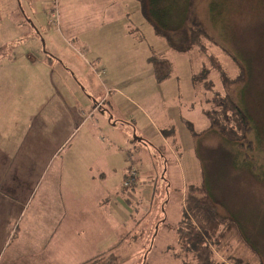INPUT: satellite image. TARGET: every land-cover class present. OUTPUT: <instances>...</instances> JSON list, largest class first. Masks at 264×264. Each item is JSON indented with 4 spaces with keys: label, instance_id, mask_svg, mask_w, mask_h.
Returning <instances> with one entry per match:
<instances>
[{
    "label": "rangeland",
    "instance_id": "rangeland-1",
    "mask_svg": "<svg viewBox=\"0 0 264 264\" xmlns=\"http://www.w3.org/2000/svg\"><path fill=\"white\" fill-rule=\"evenodd\" d=\"M21 1L28 0H0V264H101L87 261L115 252L121 256L118 264H196L194 254L182 250L178 233L187 192L194 189L191 185H202L204 172L216 212L235 215L242 225L221 227L224 237L211 246L214 263L264 264V176L258 178L264 169V0L201 3L218 43L216 59L229 77L242 73L244 78L243 104L259 145L256 172L247 163L239 168L241 157L233 147L224 151L204 109L216 90L238 85L222 82L219 71L208 77L215 79L212 91L193 84L201 64L217 67L211 65V53L202 47L191 54L171 49L137 0H29L36 13L28 17L23 8L26 17L46 27L43 36L56 56L49 64L43 59H48L43 40L27 39L30 23ZM209 4L222 7L221 23L209 13ZM224 48L242 61L244 70ZM154 53L165 54L172 63L165 81L155 77ZM124 121L164 155L144 147L161 169L154 193L145 162L139 175L133 156L127 174L134 170L137 177H131L133 182L128 178L127 186L121 171L106 179L90 176L104 160L108 170L128 166L127 147L136 161L142 157L133 149L137 133L127 144L112 127ZM74 157L84 162L86 176L69 178L63 172ZM105 181L108 185L102 187ZM110 189L136 202L138 227L124 229L113 200L101 204L99 192ZM129 231L132 235L126 237Z\"/></svg>",
    "mask_w": 264,
    "mask_h": 264
},
{
    "label": "trees",
    "instance_id": "trees-1",
    "mask_svg": "<svg viewBox=\"0 0 264 264\" xmlns=\"http://www.w3.org/2000/svg\"><path fill=\"white\" fill-rule=\"evenodd\" d=\"M137 1L141 5L146 20L152 25L156 34L167 41L171 49L180 53L191 54L195 50L197 51L196 48L200 49V47H202L205 52L212 54L211 65L217 67H207L208 61L204 63L202 62L203 66L201 64L200 69H195L196 73L193 74L192 81L194 86H202L204 92L212 91V88L215 85L213 82L215 79H208V77H211L213 74L212 71H215L217 74V71H219V76L221 77L222 82H225L226 84L234 82L238 85L237 88H234V86L231 90L225 92L216 90V93H213L214 96L211 94L212 98L209 96L210 99L208 101L206 99V106L204 109L211 121V131L215 133L217 132L222 137L224 151L228 150V146L233 147L241 157L239 160V168L242 169L244 163L245 165L247 163L248 166H250V170L256 172L259 167L257 166L258 160L255 159V156L256 154L260 155L258 150L259 145L257 139L254 138L255 126L252 116L243 104V99H245L243 93L246 94L244 92L245 90L243 93L241 91V88L245 85V83H243L244 78L242 73L236 79L229 77L226 71H224L220 59H216L217 56L216 53H214L213 48L216 47L218 43L215 40L216 36L214 35L215 33L212 31L211 26L209 27L207 25L208 22H205L206 19L204 18L203 8L201 7L202 0ZM193 1H195L194 4ZM208 10L211 16H215V19L220 20L221 23L224 18V13L221 14L222 7H219V4L217 6L209 4ZM27 16L30 17L28 14ZM34 21L33 23L40 28L41 25L39 26L36 23L37 20ZM219 24L217 23L213 25L217 28ZM9 45L10 44H7L6 48L3 47V51H5ZM224 50H226V53L232 58V60L239 65L238 67L244 70V64L242 61L231 51L229 52L225 48ZM4 56H7V54ZM47 58L48 59H43L48 60L49 62L50 59H54L50 55H47ZM150 61L153 66L155 77L158 81H165L171 76L173 66L165 54L154 53L151 56ZM191 62L194 66V58H192ZM207 79L210 82H208ZM212 79L214 80L212 81ZM201 80H204V85L200 83ZM210 103L212 106H209ZM125 126H127L129 130H131V128L136 129L134 125L129 123H125ZM132 132H134V130H132ZM141 144L142 143H140V145ZM131 166H129L128 169H130ZM262 167H264V163ZM260 173L263 174H261V177L257 175L259 179L264 176V169ZM128 178V174H126L124 183ZM191 186H193L194 189L191 188L187 192L185 218L178 233L182 243V250L188 253H193L197 260L196 264H215L213 259L215 253L212 252L211 246L220 242L224 237L221 227H226L227 223L229 226L233 223H237L238 226L239 223L237 222L235 215L224 217L216 212L214 209L215 198L208 186L205 172L202 185L198 186L194 184ZM133 189L135 190L136 188ZM239 226H242L241 223ZM238 231L240 234L242 233L241 229ZM245 241L250 244L247 239ZM119 259V254L111 253L109 257L102 255L101 259L96 258L93 261L100 262L101 264H118Z\"/></svg>",
    "mask_w": 264,
    "mask_h": 264
},
{
    "label": "crops",
    "instance_id": "crops-1",
    "mask_svg": "<svg viewBox=\"0 0 264 264\" xmlns=\"http://www.w3.org/2000/svg\"><path fill=\"white\" fill-rule=\"evenodd\" d=\"M20 1V0H19ZM31 1V0H30ZM96 0H91V3H93V2H95ZM104 1H106L107 2V0H104ZM28 2H29V0L27 1V4L25 3L24 5H22L24 2H21V6H22V8H26V11L28 12V13H30V17L32 16V14L33 13H36V11H34L33 10V8L31 9V4L29 3L28 4ZM32 2V1H31ZM50 2H52V1H50ZM49 2V3H50ZM66 2V1H65ZM35 3H36V1H35ZM46 4V3H45ZM109 7H110V5H108ZM21 10V9H20ZM26 11L24 10V13H26ZM22 12V11H21ZM9 18V17H8ZM32 18V17H31ZM14 26H17V27H19L20 28V26L17 24H15V23H12ZM29 28H30V35H28V38L27 39H29V40H35V39H40L41 37H40V35H42L43 36V33H42V31H44V29H46V27L45 26H43V25H41L40 26V28H38L37 27V29L39 30V33H40V35L38 36V35H36L35 33L36 32H34V30L32 29V27L31 26H29ZM21 29V28H20ZM20 34H22V31L20 32ZM20 36L21 35H19V37H17L18 39L20 38ZM37 36V37H36ZM44 37V36H43ZM18 39H16V40H12V41H10V43L12 44V43H14V42H17L18 43V41H24L26 38L25 37H23L22 39H20V40H18ZM44 39H45V37H44ZM41 41V40H40ZM46 41V40H45ZM47 43V45H48V52L51 54V55H53L54 56V58L56 57L52 52H51V50H50V44L48 43V42H46ZM7 45V44H6ZM22 44H20V46H21ZM38 59H36V61H37ZM36 61H32V64H34V65H36V63H33V62H36ZM45 62H47V63H49V64H52V62L50 61H48V60H44ZM55 61H57V62H59V64L60 65H62L63 66V64L60 62V61H62V60H59V58H56L55 59ZM63 63H64V61H62ZM42 65H45V64H43V63H41ZM65 65V64H64ZM68 65V64H67ZM68 68H70V66L68 65L67 66ZM91 102L92 101H90L89 100V104H91ZM88 107H86V108H89V107H92V106H90V105H87ZM94 107V106H93ZM114 111V110H113ZM116 113V112H115ZM116 116H117V114H116ZM119 118V117H118ZM119 120L120 121H123V119H120L119 118ZM125 122V121H124ZM137 123H138V121H136ZM126 123V122H125ZM120 124V126H117V124H115V125H113L112 127L113 128H118L119 130H120V132L122 133V135H123V139L127 142V144L129 143V137H131L130 135H133V133H137V134H141L140 136H142L145 140H146V142L147 143H143V145H142V149L141 150H138L137 149V146H140V144L139 143H134L136 146L135 147H133V149L135 150V151H138V152H140L141 154H142V157L140 158V160L139 161H136L135 160V157H134V155L132 154L133 152H132V150H130L128 147H127V152H126V155L128 156V159L130 160V162H129V164H128V166H125L124 164H122V167L121 168H118L117 166H115L112 170H108L109 169V167H108V160H104V161H102V162H100V164H99V167L97 168V170H94V171H92V172H89V173H91V175L90 176H94V178H96L98 175L102 178V179H106V178H108L109 176H111V172H113V171H115V172H117V171H121L122 173H124L125 174V177H126V174L128 173V168H129V166H131V164H132V156H133V159H134V162H136L137 163V167H138V170H139V175H140V172L141 171H143V169H144V162H145V165H146V168L150 171V173H151V175H152V178H153V193L156 191L155 189L157 188V185H156V178H157V175H158V173L160 172V165H158L153 159H152V157L150 156V152H148L147 151V149H145L144 147L146 146V145H150V146H152V148L155 150V152H159V153H161V155L162 156H164L163 155V153L161 152V150H160V148L159 147H157L149 138H147L142 132H141V130L140 129H138V128H136V130H134V132H132V130H129V128L127 127V126H125L124 124H122V123H119ZM132 143H133V141H132ZM138 148H140V147H138ZM148 155L151 157H148ZM77 158L76 157H74V158H72L71 159V161L72 162H70L69 163V165H68V163L66 164V168H67V170L68 171H63V172H65V174L69 177V178H79L80 176H86V174H84L85 173V165H84V162H81L80 160H76ZM152 161V162H151ZM95 164H96V162H95ZM71 167V168H70ZM88 167V166H87ZM65 168H64V161L62 162V170H64ZM127 170V171H126ZM81 174H84V175H81ZM108 185V183H107V181H105V185H102V187H106ZM100 194H102L103 195V197H102V199L100 200L101 201V204H103V202H105L104 200H107V202L108 201H111V200H113L114 202V204L116 205V207L117 208H119V212L121 213L119 216V218H120V222H122V223H124V225H123V227H124V229L125 230H127V228H128V226L130 225V224H132V227H138V226H136V225H138V223L135 221V218H137V214L135 213L136 212V208H135V206H136V202L134 203V202H131L130 200L132 199V198H130V197H128L126 194H120L119 193V190H112V189H110V191L108 190V191H104L103 190V192H99ZM104 196H105V198H104ZM104 198V199H103ZM103 200V201H102ZM113 210L115 211V212H117L118 213V211H117V209H114L113 208ZM163 213V212H162ZM150 218H151V215H150ZM152 219L155 221V216L154 217H152ZM131 227V228H132ZM131 228H130V230H131ZM125 235H126V237H130L131 235H132V232H125ZM125 237V238H126ZM126 240H127V238H126ZM123 242H125L124 241V239H123ZM122 245V241L119 243V246H121ZM117 253V252H116ZM118 254V253H117ZM103 255V254H102ZM99 257V256H98ZM98 257H96V258H98ZM119 257H120V259H121V256L119 255ZM96 258H93V259H90V260H88L87 262L88 263H91L93 260H95Z\"/></svg>",
    "mask_w": 264,
    "mask_h": 264
},
{
    "label": "water",
    "instance_id": "water-1",
    "mask_svg": "<svg viewBox=\"0 0 264 264\" xmlns=\"http://www.w3.org/2000/svg\"><path fill=\"white\" fill-rule=\"evenodd\" d=\"M19 3H20V1H19ZM20 7H21V11L23 12V15H24L25 19L29 21V23H30L32 29L34 30V32H36L35 34L39 36L40 33H39V30L37 29V26L33 23V21H32L31 19H29V18L26 17V14L24 13V10H23L21 4H20ZM40 37H41L40 39L43 40V41H41V42H42L43 47H44V52H46L48 55H50V56H52V57L54 58V56L51 55V54L47 51V43H46L44 37H43L42 35H40ZM60 62H61V63L63 64V66H64V63H63L62 61H60ZM134 139H135V140L133 141L134 143H135L136 141L139 142V143H142V144H143V143H146V142H145V139H144L142 136H139L138 134H134Z\"/></svg>",
    "mask_w": 264,
    "mask_h": 264
},
{
    "label": "built area",
    "instance_id": "built-area-1",
    "mask_svg": "<svg viewBox=\"0 0 264 264\" xmlns=\"http://www.w3.org/2000/svg\"><path fill=\"white\" fill-rule=\"evenodd\" d=\"M134 169H136V168H134ZM132 171L133 172L131 173V175H129V180H131L133 182V180L131 179V177H133V176L137 177V172H135L134 170H132ZM128 184H129V181H126L124 183L125 186H127Z\"/></svg>",
    "mask_w": 264,
    "mask_h": 264
},
{
    "label": "flooded vegetation",
    "instance_id": "flooded-vegetation-1",
    "mask_svg": "<svg viewBox=\"0 0 264 264\" xmlns=\"http://www.w3.org/2000/svg\"><path fill=\"white\" fill-rule=\"evenodd\" d=\"M68 68V67H67ZM69 69V68H68ZM89 97H91V96H89ZM91 98H93V97H91ZM94 99V98H93Z\"/></svg>",
    "mask_w": 264,
    "mask_h": 264
}]
</instances>
